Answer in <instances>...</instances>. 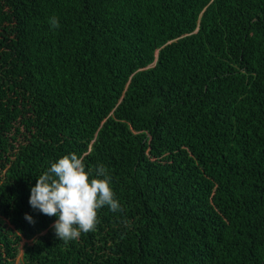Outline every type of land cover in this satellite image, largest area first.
Here are the masks:
<instances>
[{"label":"trees","instance_id":"trees-1","mask_svg":"<svg viewBox=\"0 0 264 264\" xmlns=\"http://www.w3.org/2000/svg\"><path fill=\"white\" fill-rule=\"evenodd\" d=\"M72 152L121 210L64 242L29 197ZM22 239L23 264H264V0H0V264Z\"/></svg>","mask_w":264,"mask_h":264},{"label":"clouds","instance_id":"clouds-1","mask_svg":"<svg viewBox=\"0 0 264 264\" xmlns=\"http://www.w3.org/2000/svg\"><path fill=\"white\" fill-rule=\"evenodd\" d=\"M49 22L53 28L59 27L58 18L52 17ZM29 204L44 215L56 217L52 228L64 242L95 231L98 209L107 206L113 212L121 210L107 168L97 165L93 174V170L86 169L84 158L75 152L61 156L38 176L31 187ZM25 219L35 223L27 213Z\"/></svg>","mask_w":264,"mask_h":264},{"label":"rangeland","instance_id":"rangeland-1","mask_svg":"<svg viewBox=\"0 0 264 264\" xmlns=\"http://www.w3.org/2000/svg\"><path fill=\"white\" fill-rule=\"evenodd\" d=\"M31 239L30 240H27V239H22L21 242L19 243V254L18 256L16 257V259L14 260V264H23L22 263V251H23V246L26 244V243H31Z\"/></svg>","mask_w":264,"mask_h":264}]
</instances>
